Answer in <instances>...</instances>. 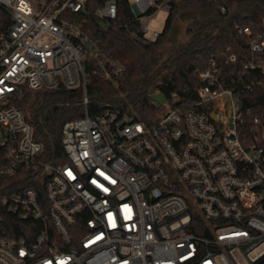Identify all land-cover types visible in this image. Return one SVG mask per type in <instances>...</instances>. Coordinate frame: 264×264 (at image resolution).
Segmentation results:
<instances>
[{"label": "built area", "instance_id": "2783aa9c", "mask_svg": "<svg viewBox=\"0 0 264 264\" xmlns=\"http://www.w3.org/2000/svg\"><path fill=\"white\" fill-rule=\"evenodd\" d=\"M122 1L0 0L12 22L0 32V264H264V114L252 106L264 19L237 28L244 60L210 54L194 103L152 100L163 113L151 122L129 103L91 116V77L115 88L126 77L88 28L89 8L106 31ZM126 8L121 27L141 45L173 11L170 0ZM61 88L83 89L86 107L61 129L65 162L45 156L14 104L24 90Z\"/></svg>", "mask_w": 264, "mask_h": 264}, {"label": "trees", "instance_id": "16d2710c", "mask_svg": "<svg viewBox=\"0 0 264 264\" xmlns=\"http://www.w3.org/2000/svg\"><path fill=\"white\" fill-rule=\"evenodd\" d=\"M173 8L167 18L160 38L151 44L141 45L121 26L130 22L122 1L117 27L102 31L97 26L94 7L89 8L88 28L100 39L102 49L121 62L125 68V80L115 88L100 76H92L88 86V113L93 116L107 108L129 103L136 111L134 117L151 122L162 108L151 99L154 92H161L168 99L175 95L180 102L194 103L200 88L198 71L207 65L210 54H219V61H226L236 53L240 59L248 52L249 38L237 32L239 25L260 24L264 19V0H170ZM243 3V7L239 5ZM226 6V13L221 11ZM187 22L184 40L174 46L171 35L180 21ZM11 22L10 14L0 8V32ZM168 52L165 55V52ZM241 56H243L241 58ZM239 64L230 66L238 68ZM33 91L24 90L14 99L16 107L22 108ZM31 105L30 114L24 110L33 125L35 138L43 144L45 156L57 162H65L61 143L63 124L86 114L83 89L39 91ZM252 106L264 114V84L252 94Z\"/></svg>", "mask_w": 264, "mask_h": 264}, {"label": "rangeland", "instance_id": "374dc122", "mask_svg": "<svg viewBox=\"0 0 264 264\" xmlns=\"http://www.w3.org/2000/svg\"><path fill=\"white\" fill-rule=\"evenodd\" d=\"M240 7L241 8L243 7V3L241 5H239V8ZM168 15H169L168 13H160L157 16L156 20L154 19L151 22V26H153L154 28H156L159 31H162L165 28V24H166ZM177 25L179 26V29H180L179 33L177 35V42H178L177 44H179L180 42H182L184 40V30L187 26V22L182 20L179 23H177ZM167 52H168V50L165 52V55ZM35 98H36V94L33 92L26 100L22 101V103H21L22 108L26 111V113L28 115L30 114V109H32L31 105L35 101Z\"/></svg>", "mask_w": 264, "mask_h": 264}, {"label": "water", "instance_id": "95a60500", "mask_svg": "<svg viewBox=\"0 0 264 264\" xmlns=\"http://www.w3.org/2000/svg\"><path fill=\"white\" fill-rule=\"evenodd\" d=\"M100 27H105L104 23H99ZM179 26L176 25L173 29V32H172V35H171V41H172V44L174 46L177 45V35L179 33ZM151 99L155 102H159V103H165L167 101V97L166 95L162 94V93H154V95H151Z\"/></svg>", "mask_w": 264, "mask_h": 264}]
</instances>
